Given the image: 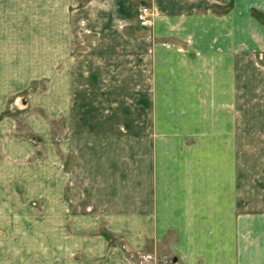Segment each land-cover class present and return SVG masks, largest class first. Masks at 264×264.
Wrapping results in <instances>:
<instances>
[{"label": "crops", "instance_id": "1", "mask_svg": "<svg viewBox=\"0 0 264 264\" xmlns=\"http://www.w3.org/2000/svg\"><path fill=\"white\" fill-rule=\"evenodd\" d=\"M81 1L0 0V112L47 80L30 102L64 121L53 147L49 120L25 113L38 154L14 118H0V264H264V95L243 121L249 132L239 102L240 61L262 59L264 73V0ZM138 5L153 11L151 27L138 25ZM134 19L147 35H127L139 32ZM139 40L175 81L183 75L175 101L197 112L184 130L170 121L167 132L138 133L151 143L111 146L123 134L104 103L92 99L86 123L74 110L79 61L90 62L83 86L94 88ZM186 140L199 143L179 147ZM101 221L135 258L89 234Z\"/></svg>", "mask_w": 264, "mask_h": 264}, {"label": "rangeland", "instance_id": "2", "mask_svg": "<svg viewBox=\"0 0 264 264\" xmlns=\"http://www.w3.org/2000/svg\"><path fill=\"white\" fill-rule=\"evenodd\" d=\"M132 2V4L136 5L134 0ZM135 22L134 19L132 23L139 28ZM120 26L122 29L125 25ZM132 26L133 25H130L128 29H134ZM129 30L127 31L129 37L133 35L144 36L148 34L147 30H142L140 28L139 32L135 34H131ZM126 51L127 52L124 55L122 54L123 57L121 59H112L110 65H107L110 67V72H107L108 75L103 77V80H97V82L101 81V85L94 83V88L83 86V84L88 83L89 77L87 76V66L90 62H88V60L79 61L80 69L77 70V78L79 79V82L77 81V83L81 84L77 89L79 91L74 93V96L78 99L77 101H79L80 106L74 109L76 114L83 117L81 119L86 123L87 117L91 116L90 111H92V109L90 103H93L91 102L92 99H95L96 103H104L106 107L105 111L108 113L103 115H109L108 117L111 121L109 126L111 131L123 134L121 139L112 140L111 146L134 148L138 145L141 146L151 143L153 141L141 139V136L138 133H146L150 131L167 132L169 128H174V125L172 124L173 122L176 123V130L180 128L184 130V118H186V115H188L187 117L189 119L192 118L191 116L196 115L197 109H184L182 104L175 101L183 96V91H174V89L183 90V75L176 76L178 80L175 81V75L173 73L170 75L167 66L164 64L167 63V61L151 59L149 55L150 51L148 52V45H144L140 40L138 43H135V45H128ZM239 74L240 130L249 132L252 130L253 125L243 121L244 119L247 121V119L253 115V108H251L253 105L252 101L255 99H262L264 95L263 90L258 89L257 84L263 83L264 79L262 59L256 61H240ZM102 81L106 84L103 85ZM49 82L51 81H48L47 83V80L39 79L33 81L26 89H23L16 95L10 97L5 111L0 112V118L11 116L16 120L18 125L17 136L23 138L24 135L26 137L25 139L33 142L38 154H43L42 140H38L34 135L30 134V130L28 129L23 116L25 113H33L40 114L48 120L50 119L45 109L38 105L31 104L30 102V97L33 95L37 96L36 99L40 98L41 92L47 90ZM88 88L95 90L88 91ZM55 95L56 92L54 90L48 91L49 99H55ZM187 111L188 114L186 113ZM215 111V108L209 107L207 112L208 116L215 115ZM200 114L201 113H199V115ZM103 115L99 117L101 120H103ZM50 121L51 120H49V125L53 132L52 144L53 147H57L58 139L56 135H62L64 121L60 120L57 123L56 120H54L53 123ZM170 121L172 123H170ZM83 124L84 123L81 124L82 127ZM159 142L165 144L167 141L160 140ZM178 142L182 143L179 147H183V144L196 145L199 143L198 140ZM61 157L62 156L60 155V158ZM62 162L71 165V157H62ZM16 190L19 192L18 188ZM66 195H68V193ZM28 206L38 213H41L44 210V205L39 202L29 203ZM104 224L103 221H101L98 227L95 230L90 231L89 234L103 236L106 239L109 248L118 246L121 249L123 248L122 250L127 251L129 257L133 256L135 258V253L131 252L130 254L126 245L122 243L123 241L118 238L117 235L105 233L106 229ZM76 257L83 259L82 256ZM100 261H96L95 264H99Z\"/></svg>", "mask_w": 264, "mask_h": 264}, {"label": "built area", "instance_id": "3", "mask_svg": "<svg viewBox=\"0 0 264 264\" xmlns=\"http://www.w3.org/2000/svg\"><path fill=\"white\" fill-rule=\"evenodd\" d=\"M135 19L142 28H149L153 21V11L146 5H138L136 8ZM152 258L145 257V261L152 262ZM153 263V262H152Z\"/></svg>", "mask_w": 264, "mask_h": 264}]
</instances>
